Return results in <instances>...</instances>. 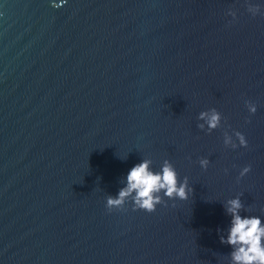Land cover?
Here are the masks:
<instances>
[{
  "label": "water",
  "instance_id": "obj_1",
  "mask_svg": "<svg viewBox=\"0 0 264 264\" xmlns=\"http://www.w3.org/2000/svg\"><path fill=\"white\" fill-rule=\"evenodd\" d=\"M143 159L188 199L109 212ZM237 196L264 223V0H0V264H231Z\"/></svg>",
  "mask_w": 264,
  "mask_h": 264
},
{
  "label": "clouds",
  "instance_id": "obj_2",
  "mask_svg": "<svg viewBox=\"0 0 264 264\" xmlns=\"http://www.w3.org/2000/svg\"><path fill=\"white\" fill-rule=\"evenodd\" d=\"M53 7H57V5L54 4ZM248 11L252 15H256L259 8L249 7ZM235 15L236 13L231 14L233 17ZM247 107L252 114L257 110L252 103H248ZM198 119L204 121V123L198 124V128L204 130L206 125L207 132L211 133L221 125L222 115L215 108H212L200 112ZM235 136L239 141V146L247 147V141L242 133L237 131ZM230 143L231 137L226 135L225 146L227 147ZM231 147L235 149L237 144L232 143ZM199 164L206 169L209 160L202 158L199 160ZM151 165V160L143 159L129 170L125 186L119 189L117 195H108L106 198V208L109 212L114 209H123L125 204L129 202V197H132L133 210H143L147 213L154 212L157 205L164 202L161 193L169 199H188L189 193L192 191L188 185V178L184 177L183 182H180L178 173L170 161L165 160L159 171H153ZM249 170V167H245L241 175ZM243 208L244 205L239 196L228 199L224 203L225 213L231 217V220L226 238L221 235L220 242L232 248L230 253L231 264H264V223L259 216H241L240 213Z\"/></svg>",
  "mask_w": 264,
  "mask_h": 264
}]
</instances>
